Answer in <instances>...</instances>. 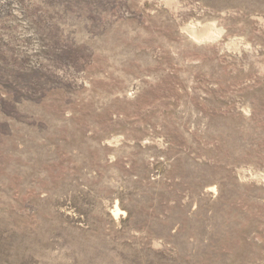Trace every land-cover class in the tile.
<instances>
[{"label": "rangeland", "instance_id": "obj_1", "mask_svg": "<svg viewBox=\"0 0 264 264\" xmlns=\"http://www.w3.org/2000/svg\"><path fill=\"white\" fill-rule=\"evenodd\" d=\"M0 264H264V0H0Z\"/></svg>", "mask_w": 264, "mask_h": 264}]
</instances>
